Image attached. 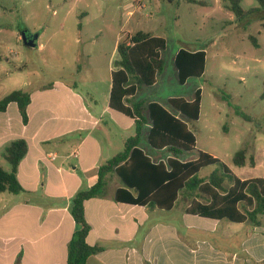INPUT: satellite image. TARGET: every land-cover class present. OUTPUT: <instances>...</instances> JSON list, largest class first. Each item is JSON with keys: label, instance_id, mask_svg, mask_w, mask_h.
Instances as JSON below:
<instances>
[{"label": "rangeland", "instance_id": "374dc122", "mask_svg": "<svg viewBox=\"0 0 264 264\" xmlns=\"http://www.w3.org/2000/svg\"><path fill=\"white\" fill-rule=\"evenodd\" d=\"M0 0V98L15 90H34L55 82L76 85L93 108L108 105L112 71L120 55L117 45L129 34L150 32L166 39L162 50L165 68L154 85H138L131 103L139 100L159 102L174 111L171 98L193 101L197 89H202L200 117L194 121L184 116L197 137L195 150L185 153L181 160L197 159L205 151L227 164L242 177H264V8L257 0H242L245 11H260L239 20L227 9L223 0ZM89 17L82 19L81 12ZM133 11V14H130ZM80 24L83 25L82 30ZM39 35L35 47L26 46L20 31ZM258 39L259 47L250 40ZM181 49L207 52L206 71L182 85L178 81L175 58ZM63 94L53 99L63 105ZM59 105V104H58ZM55 115L69 117L67 107L54 106ZM148 115V111L145 112ZM124 122H132L125 114ZM46 113H39L36 122ZM112 121L110 116L103 119ZM22 123L14 122L15 127ZM113 128V155L125 148L126 139L135 134L133 128ZM148 126L141 141L149 155L159 158L169 152L154 149L147 141ZM110 133L109 131H107ZM84 132L83 135H86ZM100 137H104L103 133ZM15 138L0 142V165L10 170L5 158L6 147ZM245 144L249 153L261 164L257 169L237 167L236 152ZM255 145V146H254ZM170 154V153H169ZM77 160L71 158L67 168ZM249 162V158L247 160ZM250 164V163H249ZM217 165L202 169L200 176L208 177ZM247 170L250 174L242 176ZM115 175V174H114ZM1 195V193H0ZM6 195L10 196V193ZM179 198V212L183 201Z\"/></svg>", "mask_w": 264, "mask_h": 264}, {"label": "crops", "instance_id": "0c3cea01", "mask_svg": "<svg viewBox=\"0 0 264 264\" xmlns=\"http://www.w3.org/2000/svg\"><path fill=\"white\" fill-rule=\"evenodd\" d=\"M79 16L87 19L89 12ZM77 88L55 82L29 90L27 124L16 103L0 113V142L24 138L29 146L18 170L24 191L0 195V264H17L19 257L22 264H67L68 244L76 229L69 212L72 199L96 183L100 165L114 156L112 127L135 126L131 117L127 116L132 122L126 123L116 114L123 113L110 108V97L100 110ZM55 93L63 94V105L53 99ZM54 106L69 108V117L53 114ZM39 113L46 115L36 122ZM108 116L112 121L102 127ZM14 122L22 124L15 127ZM169 153L150 156L166 162ZM71 158L77 161L67 168ZM254 158V165L247 162L243 167H260ZM247 174L245 170L242 176ZM250 178L256 177L241 179ZM122 187L119 177L110 174L105 195L85 202L91 226L87 242L102 247L87 264H264V215L256 225L207 218L187 213L190 201H183L179 212L172 214L186 194L179 195L174 208L167 210L116 201L115 193Z\"/></svg>", "mask_w": 264, "mask_h": 264}, {"label": "trees", "instance_id": "16d2710c", "mask_svg": "<svg viewBox=\"0 0 264 264\" xmlns=\"http://www.w3.org/2000/svg\"><path fill=\"white\" fill-rule=\"evenodd\" d=\"M188 1L205 4L203 1ZM257 1L264 8V0ZM223 2L239 20L260 11L259 8L245 11L241 5L242 0ZM23 31L25 29L20 31L21 36ZM250 40L259 47L255 36H251ZM166 47L165 38L145 31L129 34L117 45L120 60L117 68L112 71L109 106L135 121V135L126 139L123 151L100 165L96 183L81 189L72 199L69 212L76 222V229L68 244L67 264H87L91 256L102 250L98 244L90 245L87 242L91 226L86 219L85 202L105 195L107 177L110 174L117 175L123 183V187L115 193V200L119 202L171 210L179 195L186 194L190 199L186 211L190 214L255 225L259 223V217L264 215V177L241 179L222 160L205 151H200L197 159L181 160L185 153L196 149L197 137L188 123L178 115L198 120L202 89L196 90L193 101L171 98L169 104L177 112L175 114L159 102L146 105L145 101L139 100L131 103V99L137 94L138 85L151 86L157 82L158 74L165 68L162 50ZM206 64L205 50L181 49L175 58L179 83L184 85L190 78L203 75ZM262 93L261 97L264 99V92ZM31 98V92L27 89L12 91L0 98V113L6 112L11 103H16L23 123L27 124ZM147 126L148 143L154 149H167L171 153L166 162L154 160L141 148ZM249 148L245 144L234 155L233 162L237 167L245 166L248 158V163L255 164L254 155H250ZM28 150L29 146L24 138L13 140L6 147L5 158L11 168L5 170L0 165V193L19 195L24 191L18 179V170ZM212 165L218 167L210 176H200L203 168ZM241 206L245 207L244 211ZM248 207L252 209L247 210ZM17 264H22L20 257Z\"/></svg>", "mask_w": 264, "mask_h": 264}, {"label": "water", "instance_id": "95a60500", "mask_svg": "<svg viewBox=\"0 0 264 264\" xmlns=\"http://www.w3.org/2000/svg\"><path fill=\"white\" fill-rule=\"evenodd\" d=\"M21 38L26 46L35 47L37 45V38H39V35H29L25 30L23 31Z\"/></svg>", "mask_w": 264, "mask_h": 264}, {"label": "built area", "instance_id": "2783aa9c", "mask_svg": "<svg viewBox=\"0 0 264 264\" xmlns=\"http://www.w3.org/2000/svg\"><path fill=\"white\" fill-rule=\"evenodd\" d=\"M138 2H139V4H138V7H139V8L145 6L144 0H138ZM130 14H133V12H130Z\"/></svg>", "mask_w": 264, "mask_h": 264}, {"label": "flooded vegetation", "instance_id": "af4514ba", "mask_svg": "<svg viewBox=\"0 0 264 264\" xmlns=\"http://www.w3.org/2000/svg\"><path fill=\"white\" fill-rule=\"evenodd\" d=\"M30 35V34H29Z\"/></svg>", "mask_w": 264, "mask_h": 264}]
</instances>
